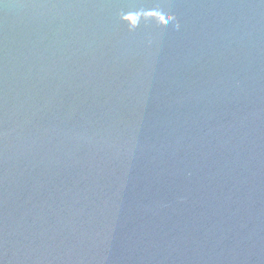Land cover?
Returning a JSON list of instances; mask_svg holds the SVG:
<instances>
[{
	"label": "water",
	"instance_id": "obj_1",
	"mask_svg": "<svg viewBox=\"0 0 264 264\" xmlns=\"http://www.w3.org/2000/svg\"><path fill=\"white\" fill-rule=\"evenodd\" d=\"M0 264H264V0H0Z\"/></svg>",
	"mask_w": 264,
	"mask_h": 264
}]
</instances>
